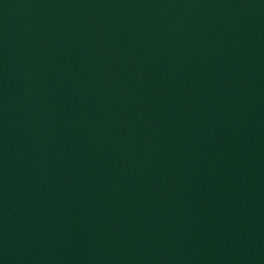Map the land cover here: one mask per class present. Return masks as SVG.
I'll return each instance as SVG.
<instances>
[{
  "label": "water",
  "instance_id": "1",
  "mask_svg": "<svg viewBox=\"0 0 264 264\" xmlns=\"http://www.w3.org/2000/svg\"><path fill=\"white\" fill-rule=\"evenodd\" d=\"M0 264H264V0H0Z\"/></svg>",
  "mask_w": 264,
  "mask_h": 264
}]
</instances>
